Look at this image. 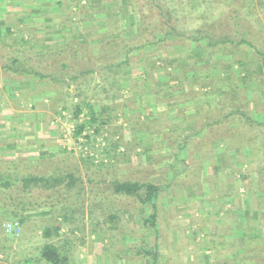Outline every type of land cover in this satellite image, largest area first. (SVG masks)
Returning <instances> with one entry per match:
<instances>
[{
  "label": "rangeland",
  "instance_id": "374dc122",
  "mask_svg": "<svg viewBox=\"0 0 264 264\" xmlns=\"http://www.w3.org/2000/svg\"><path fill=\"white\" fill-rule=\"evenodd\" d=\"M231 1L157 0L183 37L134 50L119 68L108 67L117 61L112 53L101 61L96 53L111 38L117 40L116 49L151 38L138 36L142 17L149 14L144 0H44L30 28L0 36V164L20 160L37 175L75 176L72 185L62 183L54 194L41 185L17 194L13 203L25 204L23 218L10 214L0 192V264H47L40 257L45 244L55 245L68 264H205L214 250V234L221 239L237 221L233 215L264 219V183L256 175L254 157L247 148L238 153L221 140L226 128L214 126L191 138L197 142L213 135L187 152L173 145L181 142L178 130L192 135L206 120L218 121L230 111L255 116L264 103L262 0H247L238 13L253 48H207L206 41L186 40L209 34L214 42L227 35ZM26 47L51 54L49 62L22 58L29 71L50 80L2 69L11 51ZM64 63L68 68L61 67ZM87 70L93 71L70 79ZM84 104L96 120L76 134L88 120ZM76 105L82 108L78 117ZM233 122V128H241ZM254 128L264 136V121ZM116 181L160 188L154 228L151 206L114 193ZM51 194L54 199H47ZM7 223H18V236L4 232ZM262 237L236 248L264 251Z\"/></svg>",
  "mask_w": 264,
  "mask_h": 264
},
{
  "label": "trees",
  "instance_id": "16d2710c",
  "mask_svg": "<svg viewBox=\"0 0 264 264\" xmlns=\"http://www.w3.org/2000/svg\"><path fill=\"white\" fill-rule=\"evenodd\" d=\"M133 1V0H132ZM136 1V0H134ZM145 5L142 4V7H144L149 14H144L142 17L141 22V30L139 33V37L142 38V36L147 35L151 36L150 39H143V42L141 45L137 47H126L125 45H121L120 48L116 49L117 40L116 38H111L108 40L107 47H102L97 55V60L101 61L104 58L108 57L112 53V59L117 60L115 64H111L108 67L112 68H119L121 65L126 64L129 60V55L132 51L143 49L146 46H153L158 45L162 42H165L168 37H183V33L179 31L178 25L176 24V21H174V17L172 16L171 12L163 7L160 3L157 2V0H144ZM247 0H240V3L238 4L237 0H232L230 2V5L233 7V11L227 13L226 18H228V22H231V25H229V32L226 33L223 38H218L217 41L212 42L211 37L209 34L205 35H191L186 37V40L201 43V41H206V47L207 48H215L219 47V45H228V46H239L244 45L250 48H253V44L250 40L246 39L247 36H249L248 27H246L245 21L239 16V11L241 8H244ZM260 1V0H259ZM136 3V2H135ZM237 3V4H235ZM264 4V0L262 2ZM229 4V3H228ZM227 5V3H226ZM151 11H155L156 13L151 15ZM159 30V31H158ZM158 31V32H157ZM248 31V33H247ZM157 32V33H155ZM1 41V40H0ZM2 42V41H1ZM115 46L114 49L111 47ZM112 49V51H111ZM126 49V50H125ZM55 51H61L60 48H54ZM63 51V48H62ZM26 56H22V55ZM89 54L88 52H85L83 55ZM6 55V54H5ZM77 55V54H75ZM118 56L119 58L117 59ZM23 57H31L36 62H42L50 61L51 54L48 55L47 52H40L39 50L35 49H29L26 47L25 49L17 48L14 51H11L10 54L7 56V59L3 60L4 63L1 65L2 69L6 70L8 75L13 74H22L27 76L28 78L33 76L37 81H45L50 80L51 76L44 74L42 72H39L38 70H32L29 71L26 65L27 61H24ZM85 57V56H84ZM260 64L261 69L264 72V55L260 56ZM21 63L22 67L17 68L15 67V64ZM62 68H68L67 64L64 63L61 65ZM98 70H104L106 69L103 66H100L97 68ZM93 70H87L84 72L79 73L77 76H71L70 79H75L77 77H80L84 75V73H91ZM248 74V71H245ZM86 108H88L89 114L87 115L88 120H86L83 124H81L77 128V133L80 134L81 131H83L86 127V125H92L95 122V112L92 111L90 108V105L84 104ZM81 106L76 105L74 107V116L78 117V114L81 113ZM238 114V115H237ZM221 115V114H220ZM236 120L241 125V128L237 126L236 128H233V121ZM264 121V103H262L261 110L257 112L255 116H253V113L248 114V112H239V111H230L227 114L223 115L221 119L215 122H208L206 120V123L203 122V125H201L199 128H197L192 135H181L182 132L178 130V134L180 135L177 140L174 141L173 145L177 146L180 150H183L184 152L189 150L192 146V144L196 143V146H201L205 140H207L210 136L213 137V135H208L204 140H197V142L190 141L191 138L203 136V133L206 129H212V127L217 126V128H226L224 131L227 130V134H223L224 136H220L221 140H224L225 143L231 147H234V150L236 152H240L247 148L249 151V154L253 155V159L256 162V168L257 172L256 175L261 181V186H263L264 181V136L258 135L254 130V126H260L261 123ZM236 122V124H237ZM227 126V127H226ZM230 126V127H229ZM96 132L98 131L95 130ZM192 136V137H190ZM214 139V138H213ZM234 144V146H232ZM171 146L173 148L174 146ZM186 151V152H187ZM175 162H179L178 153L174 152L172 155ZM149 159V158H147ZM185 164H188V160L184 162ZM188 168V165H187ZM185 168V169H187ZM75 176L72 174L67 173H54L52 175H37L36 173H33L30 171V168H28L27 165L23 164L20 160L15 161H5L0 164V192L5 195V202L8 205L10 214H12L13 217L20 216L23 218L22 214L25 211L26 207L25 204H16L13 203V200L16 198V195L20 192H24L26 190H29L32 187H36L38 185H41L43 187L42 189L45 190H53L50 191L54 194L55 189L62 183H66L67 186H70L74 183ZM113 191L116 194L119 195H125V196H132L136 197L140 203L142 204H149L152 208V215L150 216L152 220H149L151 223V226L154 228V220L155 215L157 213V199L160 194V188L154 184L151 183H141V182H124V181H116L113 183ZM51 194L47 199H54V196ZM8 195V196H7ZM227 195H230L227 193ZM19 205V206H18ZM48 235V232L45 231V236ZM150 250L145 249L144 253L149 254ZM40 257L43 261H45L48 264H68L66 259L62 257L56 248L55 245L52 244H45L42 246L40 250Z\"/></svg>",
  "mask_w": 264,
  "mask_h": 264
},
{
  "label": "crops",
  "instance_id": "0c3cea01",
  "mask_svg": "<svg viewBox=\"0 0 264 264\" xmlns=\"http://www.w3.org/2000/svg\"><path fill=\"white\" fill-rule=\"evenodd\" d=\"M43 1L44 0H0V36L11 37L20 35L24 32L25 26H29L30 28L31 20L36 18L34 17V12L36 13L40 10L42 5L44 6ZM33 29L31 32L33 31L35 33ZM0 46H2L1 42ZM220 141L221 140H213V142L217 143H221ZM226 158L229 160L228 157ZM230 159L232 158L230 157ZM223 198L225 199V197ZM233 216H236L238 222L235 221L234 225L229 226L227 229L228 232L221 234V239H219V235L216 236V233L214 234V238H216L214 241V250L209 258V262L205 264H258V257H263L264 259V251L253 249L244 252L236 248L237 245L242 247L246 246L253 238L260 234L263 236L261 239L264 238V219L257 220L255 215L249 219L245 218V220L237 215ZM220 218L223 220H220V223H222L221 225H224L226 216L223 215V217ZM210 237L214 239L213 236ZM260 264H264V262Z\"/></svg>",
  "mask_w": 264,
  "mask_h": 264
},
{
  "label": "built area",
  "instance_id": "2783aa9c",
  "mask_svg": "<svg viewBox=\"0 0 264 264\" xmlns=\"http://www.w3.org/2000/svg\"><path fill=\"white\" fill-rule=\"evenodd\" d=\"M19 231H20V228H19L18 223H7L4 225V232L7 235L18 236Z\"/></svg>",
  "mask_w": 264,
  "mask_h": 264
}]
</instances>
